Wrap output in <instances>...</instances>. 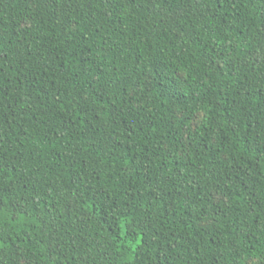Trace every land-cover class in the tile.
<instances>
[{
    "label": "trees",
    "instance_id": "trees-1",
    "mask_svg": "<svg viewBox=\"0 0 264 264\" xmlns=\"http://www.w3.org/2000/svg\"><path fill=\"white\" fill-rule=\"evenodd\" d=\"M0 264H264V0H0Z\"/></svg>",
    "mask_w": 264,
    "mask_h": 264
}]
</instances>
